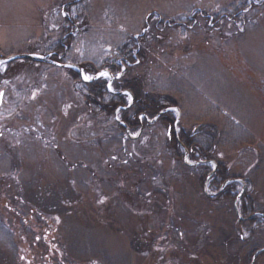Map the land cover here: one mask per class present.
Here are the masks:
<instances>
[{
  "label": "rangeland",
  "instance_id": "374dc122",
  "mask_svg": "<svg viewBox=\"0 0 264 264\" xmlns=\"http://www.w3.org/2000/svg\"><path fill=\"white\" fill-rule=\"evenodd\" d=\"M14 55L106 70L109 93L124 74L172 102L128 134L67 67L0 61V264H264V0H0V58ZM178 118L175 133L218 130L230 199L206 183L219 163L167 150ZM244 186L260 216L236 208Z\"/></svg>",
  "mask_w": 264,
  "mask_h": 264
},
{
  "label": "trees",
  "instance_id": "16d2710c",
  "mask_svg": "<svg viewBox=\"0 0 264 264\" xmlns=\"http://www.w3.org/2000/svg\"><path fill=\"white\" fill-rule=\"evenodd\" d=\"M193 20L194 19L190 17L188 21L190 22ZM63 48L64 51L67 50L66 47ZM59 50H61V48H59L56 51L58 54L60 52ZM126 56H128V59L131 60V62L136 61L134 54L131 56L125 54L123 58L125 59ZM126 60L127 58L124 61ZM117 67L120 68V66ZM128 69L130 68L128 67ZM66 71L68 72V75L71 78V82L74 86L78 85L77 88H79L80 86L85 87V92L87 93V95H90L91 97H95L94 101H90V96L85 98L86 100L84 101L85 105L87 106L88 109H90L91 112L92 109L96 108V110H98L97 113L99 115L107 118V117H111L112 115L115 116V111L117 109H120V111H122L126 116V120H127L126 125L128 130H130L129 132H138L139 130L142 132V130L144 131L145 129H147L152 124H149L142 116L146 115L149 119L152 120L160 111L159 109L163 108L161 107L160 104H162V106H165V105H169L172 102V100L165 98L164 96L158 94V92L150 93L149 90L146 91L145 90L146 87L143 84L139 85L135 81L126 78V76H124V78L121 77L120 79L114 81L113 85L121 89L118 92L130 90L134 94L135 101L130 107H127L128 105H126V103L121 102V98H123L124 95L112 94L107 92L106 90L104 91L105 88L101 84V82H99V80L91 83H83V81L79 77V74L76 71H74L71 68H66ZM159 120L160 119H158L157 121ZM170 122H171V118L168 121V125H170ZM122 129L123 128H121V130ZM123 131L127 132V130L126 131L123 130ZM194 131L195 132H193L191 135L190 133L188 134V132L183 129L177 135V133H175L176 132L175 125L169 127L168 128L169 137H171L172 134H174L172 139L175 142L168 140L167 150L171 151L170 154L174 152L173 154L176 156L175 160L182 161L183 160L182 158L184 157L180 153V143L181 145L186 144L190 147L189 156L193 162L216 161L217 164L219 163L218 166H220V170L218 169L216 170L215 175L212 177V179H214L216 184L217 183L224 184L229 179L228 177L230 176L228 174L227 165L226 164L223 165L222 162L218 160V157H213V154L218 149L217 148L218 144L220 143V141H222L221 140L222 137L220 136L218 130L214 126H211L210 124L200 125L198 128H195ZM181 135L182 138L180 137ZM63 160H66V157H64ZM199 165L203 166L204 164H199ZM205 165H208V163H206ZM235 183L236 182L228 184L224 190H222L216 197H214V199H217L218 197H222V199L223 198L230 199L231 198L230 194L233 192ZM255 200L256 197L254 196L253 191L251 189L247 191L245 190L243 196L241 197L240 203L242 209L248 212L247 214L244 211V213H246L247 216L249 215L251 216L253 214L259 213L257 209L258 207H260V201L259 199H257L256 201ZM260 208H262V206ZM255 220L256 218H253L250 222H248L249 224L246 223L245 228H250L255 223ZM242 224L245 223L242 222Z\"/></svg>",
  "mask_w": 264,
  "mask_h": 264
},
{
  "label": "water",
  "instance_id": "95a60500",
  "mask_svg": "<svg viewBox=\"0 0 264 264\" xmlns=\"http://www.w3.org/2000/svg\"><path fill=\"white\" fill-rule=\"evenodd\" d=\"M21 58H27V59H30V60H33V61H36V62L53 63L52 61H50V60H48V59H46V58H44V57L33 56V55H15V56H11V57H9V58H6V59H4L3 61H4V62H8V61H12V60H15V59H21ZM80 73H81V75H82V77H83V71H82L81 69H80ZM99 76H100V74L97 75V76H95L94 79H97ZM166 111H168V110H165V112H166ZM240 197H241V195L237 198V200H236V204H237L238 200L240 199ZM236 208H237V206H236ZM254 259H255V258H254Z\"/></svg>",
  "mask_w": 264,
  "mask_h": 264
},
{
  "label": "snow or ice",
  "instance_id": "6c2138e0",
  "mask_svg": "<svg viewBox=\"0 0 264 264\" xmlns=\"http://www.w3.org/2000/svg\"><path fill=\"white\" fill-rule=\"evenodd\" d=\"M101 75H104V76H106V75H107V73H101ZM84 78H85L86 80H87V79H91V77H89V76H85Z\"/></svg>",
  "mask_w": 264,
  "mask_h": 264
},
{
  "label": "flooded vegetation",
  "instance_id": "af4514ba",
  "mask_svg": "<svg viewBox=\"0 0 264 264\" xmlns=\"http://www.w3.org/2000/svg\"><path fill=\"white\" fill-rule=\"evenodd\" d=\"M56 52V51H55ZM57 53V52H56ZM57 57H59V54L57 53V54H55Z\"/></svg>",
  "mask_w": 264,
  "mask_h": 264
}]
</instances>
